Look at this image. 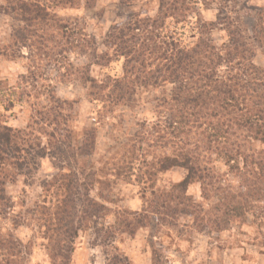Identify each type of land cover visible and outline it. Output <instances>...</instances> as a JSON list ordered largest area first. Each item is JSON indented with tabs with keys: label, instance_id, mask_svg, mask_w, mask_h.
Segmentation results:
<instances>
[{
	"label": "rangeland",
	"instance_id": "1",
	"mask_svg": "<svg viewBox=\"0 0 264 264\" xmlns=\"http://www.w3.org/2000/svg\"><path fill=\"white\" fill-rule=\"evenodd\" d=\"M203 1L205 6H196L202 22L215 23L217 16L237 18L235 25L245 30L241 36L247 45L252 44L250 27H264V16L258 17L264 0ZM91 5L55 10L61 24L82 31L90 45L72 49L49 31L57 43L52 49L49 43L29 38L34 27L6 13L7 0H0V124L25 130L33 119L34 136L56 134L54 141L41 135V146L47 150L48 143L59 142L63 151L62 157H47L5 185L14 208L3 210L0 236L10 235L21 243V264H51L42 219L49 221L50 229L56 227L54 213L60 199L56 193L63 191L60 188L72 173L80 171L79 184H85L90 199L108 211L102 213L103 219L93 220L95 225L88 221L78 231L70 264H264V182L257 180L264 174V146L240 141L237 134L232 142L243 146L240 152L247 164L229 170L205 145L200 131H193L182 141L184 151L195 156L198 170L186 194L191 204L174 201L170 188L184 180L187 171L174 163L179 142L170 136L164 141L165 131L160 132L168 113L158 100L169 87L143 90L136 84L125 103L108 107L105 99L99 101L96 90L89 97V85L76 79L85 74L93 85H103L106 94L111 87L108 80L122 78L123 66V59H116L106 46L108 30L135 17L154 18L158 0L129 6L96 0ZM189 17L177 26L166 22L169 34L184 46L197 40V19ZM203 38L218 49L228 40L223 26ZM252 52L254 65L264 71V53L258 47ZM49 95L58 103L49 102ZM35 112H40L38 117ZM163 158L171 165L159 172ZM36 204L47 209L42 217L32 213ZM232 206L236 213L230 212ZM121 211L146 217L145 227L136 229L132 224L124 229L120 219L133 223L139 218L115 216Z\"/></svg>",
	"mask_w": 264,
	"mask_h": 264
},
{
	"label": "trees",
	"instance_id": "2",
	"mask_svg": "<svg viewBox=\"0 0 264 264\" xmlns=\"http://www.w3.org/2000/svg\"><path fill=\"white\" fill-rule=\"evenodd\" d=\"M95 1L7 0L5 12L12 14L23 25L34 27L33 31L27 34L29 38L49 43L53 49V45L57 43L53 42L54 36L49 31H54L65 45L80 50L90 45L86 35L71 25L61 24L55 10L76 9L81 5L89 8ZM117 1L121 5L129 6L140 0ZM198 3L205 6L203 0H158L157 15L154 18L135 17L112 26L105 36V42L116 59H123L122 78L108 80L111 87L107 88L109 90L106 94H103V85H93L91 79L84 77L85 74H81L79 78L76 75L77 80L82 81L85 86L89 85L88 96L94 97L96 90L101 100H93L102 102V99H105L108 107L125 103L133 94L132 88L136 84L143 90L169 87L168 90L165 89L163 98L158 100L162 111L168 113L160 132L165 131L162 137L164 141L170 136L179 142L180 148L177 149L179 151L174 163L187 171L185 179L173 185L169 191L173 195L172 199L180 205L191 204L186 194L198 171L194 167L195 156L184 151L182 147L185 146L182 145L183 139L190 133L199 130L205 145L214 149V153L220 156L229 170L237 169L241 164L245 167L247 164L246 158H243L240 152L243 146L232 142L237 134L242 136L240 141L248 140L264 146V71L254 65L252 52V48L258 47L264 53V27H250L252 44L247 45L241 36L245 30H240L235 25L238 23L237 18L221 20L217 16L215 23H203L196 10ZM221 11L223 10L218 9V12L223 13ZM189 15L197 19V40L192 46H184L173 33L169 34L166 22L171 21V24L176 26L184 24L191 18ZM263 16L262 9L258 17ZM216 26H223L228 38L227 43L219 49L215 48L209 39L203 38L207 33L214 31ZM48 99L49 102L58 103L51 95ZM42 110L45 111L46 108ZM40 112H35L37 117ZM47 121L48 119L45 120ZM32 126H37L33 119L25 130H14L0 124V216L3 210L13 211L11 200L5 195V185L13 183L15 175H22V171L47 157H62L63 151L59 142L54 145L48 143V152L40 143L41 135L54 141L57 139L56 134L44 133L34 136ZM66 147L70 148L69 145ZM71 155L75 159L74 154ZM166 159L163 158L159 163V172L169 169L171 164H167ZM75 160L76 163L77 159ZM253 165L259 166L255 163ZM260 169L262 171V168ZM75 173H69L71 176L68 183L60 188L63 191L56 193L60 198L54 213L56 227L50 229L49 221L42 219L44 240L47 242L51 264H70L73 240L78 231H81L88 221L95 225L93 220L103 219L105 216L102 213L108 211L90 199L85 184H79L78 177H82L83 173ZM257 180L264 182V174L257 175ZM232 207L230 212L236 213V208ZM184 211L180 210V214L187 215ZM46 212V207L39 204H36L32 211L41 217ZM115 216L139 218H135L133 223L120 219L118 222L126 230L132 224L137 225L134 227L136 229L145 227L142 219L146 217L141 218L139 214L121 211ZM74 225L77 227L74 228ZM21 246V243L10 235L0 236V264H21Z\"/></svg>",
	"mask_w": 264,
	"mask_h": 264
}]
</instances>
